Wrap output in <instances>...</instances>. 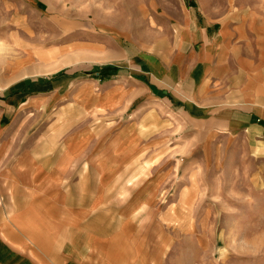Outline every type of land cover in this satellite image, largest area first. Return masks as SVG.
<instances>
[{
    "label": "rangeland",
    "instance_id": "rangeland-1",
    "mask_svg": "<svg viewBox=\"0 0 264 264\" xmlns=\"http://www.w3.org/2000/svg\"><path fill=\"white\" fill-rule=\"evenodd\" d=\"M199 3L248 37L254 14L264 32V0H0V146L58 148L93 129L122 167L98 173L97 228L123 230L137 264H264V144L202 138L107 90L125 53L169 51Z\"/></svg>",
    "mask_w": 264,
    "mask_h": 264
},
{
    "label": "crops",
    "instance_id": "crops-1",
    "mask_svg": "<svg viewBox=\"0 0 264 264\" xmlns=\"http://www.w3.org/2000/svg\"><path fill=\"white\" fill-rule=\"evenodd\" d=\"M205 9L184 7L166 53H125L118 67L123 74L107 90L119 94L127 108L138 102L164 121L201 126L202 138L237 136L259 148L264 32L254 14L253 37H248L240 26L227 27ZM92 131L80 130L62 147L48 149L42 142V148L18 155L0 146V264L138 263V245L131 247L123 230L97 228V206L103 203L96 196L103 187L98 173H105L101 181L109 180L122 167L107 161L113 157L109 151L94 148Z\"/></svg>",
    "mask_w": 264,
    "mask_h": 264
}]
</instances>
